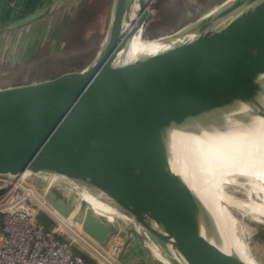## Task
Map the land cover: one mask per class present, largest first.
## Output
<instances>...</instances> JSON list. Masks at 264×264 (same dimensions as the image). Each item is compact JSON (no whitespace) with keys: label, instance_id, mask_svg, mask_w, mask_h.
<instances>
[{"label":"water","instance_id":"water-1","mask_svg":"<svg viewBox=\"0 0 264 264\" xmlns=\"http://www.w3.org/2000/svg\"><path fill=\"white\" fill-rule=\"evenodd\" d=\"M130 2L116 0L105 48L89 68L0 90V175L30 170L104 189L117 199L116 209L135 222L136 242L129 249L147 263L145 248L157 258L141 230L160 248L175 247L174 254L189 264H243L197 232L191 201L159 156L158 128L218 106L225 98H244L254 89L251 75L264 63V5L221 36L113 69L127 38ZM153 2L141 0L130 29L146 25ZM44 16L25 17L13 27ZM204 24L206 16L171 36ZM47 198L64 215L74 210L53 193ZM81 206L87 211L75 220L106 245L115 219L96 217L84 201ZM167 260L179 264L168 253Z\"/></svg>","mask_w":264,"mask_h":264},{"label":"bare ground","instance_id":"bare-ground-1","mask_svg":"<svg viewBox=\"0 0 264 264\" xmlns=\"http://www.w3.org/2000/svg\"><path fill=\"white\" fill-rule=\"evenodd\" d=\"M263 5L264 0H227L206 15V24L199 30L170 36L159 45L145 50L138 49L145 26L142 28L139 23L130 29L129 24H126L124 31L127 32V38L123 48L115 56L113 69L130 67L178 48L221 36L242 25ZM141 8V0H134L133 20L137 18ZM139 21L141 17L138 18ZM251 83L254 89L244 98H225L218 106L189 116L179 123L171 122L158 128L159 156L165 170L176 179L181 190L189 197L197 232L223 253L243 264L258 263L247 253L244 243L239 239L237 221L228 207L248 209L256 217L264 218V63L251 75ZM167 160H179L178 162L181 161L185 167L193 170L201 196L196 191H187ZM27 173L32 174L28 170L24 175ZM238 176L248 180L253 192L261 195V202L240 204L232 198L226 185H242ZM53 177L73 191L80 187L59 176ZM86 191L87 195L92 192L102 194L92 196L99 205L113 206V211L120 213L114 205L117 199L104 189L91 188ZM91 210L96 217L108 221L104 215H97L94 209ZM142 234L146 241H150L151 252L158 259L162 255L159 244L144 231ZM172 250L170 247L168 251L172 260L179 264H189ZM163 262L172 264L165 257Z\"/></svg>","mask_w":264,"mask_h":264},{"label":"rangeland","instance_id":"rangeland-1","mask_svg":"<svg viewBox=\"0 0 264 264\" xmlns=\"http://www.w3.org/2000/svg\"><path fill=\"white\" fill-rule=\"evenodd\" d=\"M104 5V0H94L91 5L87 7L88 9H82V6H80L75 10L73 7L70 15L67 14L68 16L61 18V20L57 18L55 31L46 36H44L45 32H43L41 37H37L38 39L35 37L34 44L31 46V50L34 54L29 62L22 65V67H15L13 70H10L9 74L1 77L0 85L9 86L19 83L30 84L45 79H51L63 73L81 72L89 68L98 59L105 48V43L111 29L112 18L111 16L107 17L106 14H103L102 9L105 7ZM133 15L134 1L131 0L126 16V24L131 23ZM150 23L151 21L149 20L145 25L143 37L138 43L139 50L142 48L145 50L159 45L162 40L171 36L153 39V37L161 36L163 33L156 32L155 27ZM167 161L175 169L187 191H189V193L196 191V194L201 196L202 192L200 188H198V181L195 178L193 170L189 167H185L186 165L184 166L181 161V163L178 162L179 160ZM237 179L242 185H226L227 192L236 202L243 204L252 201H262L261 195L253 192L246 178L238 176ZM27 181L38 187L43 193L49 192L53 193L58 198H64L73 206V213L75 216L79 212L85 215L87 208L82 209L81 203L82 201L85 202L88 200L89 202L86 201L87 205L90 209H94L97 215H104L109 222H113L115 219L113 223L115 227L112 228V236L121 230V233L129 239L130 244H135L136 237L133 233V230L137 228L135 222L129 221L128 217L122 215L123 212L121 210H119L121 214L113 211V206L99 205L96 198L92 195L97 194L102 196V194L92 192L87 195L86 189H91L92 187L89 181L82 183L72 182V185L82 187V190L78 187L77 191H73L70 187H65V185H63L60 180L53 177V175L45 173H27ZM228 209L230 213L232 212L231 215L237 221V234L239 239L244 243L247 253L258 264H264V218L256 217L250 213L248 209H241L236 206H229ZM38 221L47 228L50 227V222L44 214L38 217ZM150 224L155 229L163 232L155 223L150 222ZM141 232L143 231L141 230ZM149 244L151 248V243ZM168 249L170 248L165 245L160 248V252L163 256L160 255L158 258L159 260L163 261L164 257L167 259ZM173 249L176 250L175 247ZM145 251L148 255L150 264H162V262L151 255L149 250L145 248ZM156 254L158 255V253Z\"/></svg>","mask_w":264,"mask_h":264},{"label":"built area","instance_id":"built-area-1","mask_svg":"<svg viewBox=\"0 0 264 264\" xmlns=\"http://www.w3.org/2000/svg\"><path fill=\"white\" fill-rule=\"evenodd\" d=\"M25 174V173H24ZM0 175V264H125L129 239L114 234L106 245L87 235L27 181V175ZM44 214L50 227L38 221Z\"/></svg>","mask_w":264,"mask_h":264},{"label":"crops","instance_id":"crops-1","mask_svg":"<svg viewBox=\"0 0 264 264\" xmlns=\"http://www.w3.org/2000/svg\"><path fill=\"white\" fill-rule=\"evenodd\" d=\"M93 1L94 0H0V79L4 75L9 74L10 70H13L15 67H22V65L29 62L34 54L31 50V46L34 44L35 37H41L43 32H45L44 36H46L55 31L57 18L61 20V18L70 15L73 7L75 10L80 6H82V9H86ZM104 1L106 5L102 9V12L106 14L107 17L111 16L113 19L116 0ZM148 1L149 0H147V2ZM226 1L227 0H154L149 9L147 21H151L150 24L155 27L156 32L163 34L153 37V39L169 36L182 31ZM41 12L45 13V16L35 22L19 28L13 27L16 22L23 18ZM51 79H45L30 84L19 83L9 86L0 85V90L36 84ZM131 246L132 245H130V247ZM129 248L123 257L125 264H150L149 262L147 263V260L133 253ZM147 258L148 255L146 253V259Z\"/></svg>","mask_w":264,"mask_h":264},{"label":"flooded vegetation","instance_id":"flooded-vegetation-1","mask_svg":"<svg viewBox=\"0 0 264 264\" xmlns=\"http://www.w3.org/2000/svg\"><path fill=\"white\" fill-rule=\"evenodd\" d=\"M56 196V195H55ZM57 199H58V197H56ZM66 201V200H65ZM66 203L68 204V205H70L67 201H66Z\"/></svg>","mask_w":264,"mask_h":264},{"label":"trees","instance_id":"trees-1","mask_svg":"<svg viewBox=\"0 0 264 264\" xmlns=\"http://www.w3.org/2000/svg\"><path fill=\"white\" fill-rule=\"evenodd\" d=\"M105 3H106V2H105ZM105 5H106V4H105ZM105 5H104V6H105ZM74 25H75V24H74Z\"/></svg>","mask_w":264,"mask_h":264}]
</instances>
